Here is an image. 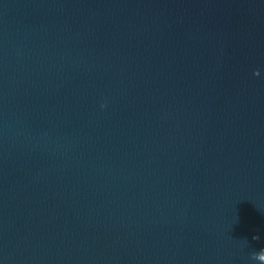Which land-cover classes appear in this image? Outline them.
I'll use <instances>...</instances> for the list:
<instances>
[{
  "label": "water",
  "instance_id": "water-1",
  "mask_svg": "<svg viewBox=\"0 0 264 264\" xmlns=\"http://www.w3.org/2000/svg\"><path fill=\"white\" fill-rule=\"evenodd\" d=\"M262 249L264 0H0V264Z\"/></svg>",
  "mask_w": 264,
  "mask_h": 264
},
{
  "label": "clouds",
  "instance_id": "clouds-1",
  "mask_svg": "<svg viewBox=\"0 0 264 264\" xmlns=\"http://www.w3.org/2000/svg\"><path fill=\"white\" fill-rule=\"evenodd\" d=\"M255 75H259V71L258 70L255 72ZM102 107H106V105H102ZM254 239H259V237L258 236L254 237ZM261 251L264 252V249H262Z\"/></svg>",
  "mask_w": 264,
  "mask_h": 264
}]
</instances>
